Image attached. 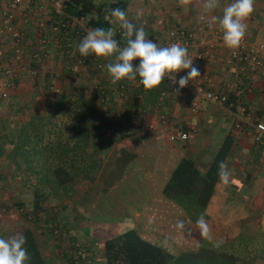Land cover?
<instances>
[{"label": "crops", "instance_id": "obj_1", "mask_svg": "<svg viewBox=\"0 0 264 264\" xmlns=\"http://www.w3.org/2000/svg\"><path fill=\"white\" fill-rule=\"evenodd\" d=\"M5 1L0 0V4ZM108 1L95 0V3L102 4L105 10L109 7H104ZM125 1L126 5L121 10L125 11L127 19L142 26L147 38L158 45L168 27L182 24L195 28L201 14L199 0H193L188 6L180 5L179 0ZM231 2L219 0V7L207 15L222 16L223 8ZM70 8L67 9L69 12L74 11ZM48 11L49 8L36 15L29 6L18 13V27L31 41H35L34 33L40 22L47 21L48 30L51 17ZM137 12L142 15L140 22L137 21ZM89 14L95 17L94 11ZM244 22L250 40L264 42V0L254 2V12ZM4 24L0 14V25ZM47 36L51 38L50 33ZM48 48L45 62L33 66L39 70L38 75L43 73L40 68L53 69L56 80L61 81L62 70L63 75L67 74L61 50L52 45ZM36 49L32 42L25 51L31 54ZM230 49L221 39L214 44L211 59L197 62L191 53L189 56L200 70L198 77L210 75L215 88L228 92L231 100L244 104L250 113L260 114L264 105V54L259 66L241 67L230 58ZM1 62L4 67L13 64L14 59L6 57ZM113 62L114 57H106L100 67L86 65L80 74L90 70L92 80L95 77L103 79L109 75L106 65ZM41 77L15 76L17 85L10 90L8 98L1 101L2 105H8L3 109L0 107V192L7 186V191L17 203L10 202L6 207L0 205L8 210L7 213H13L15 221L23 217L28 219L30 209L33 210V222L29 221L27 227L33 228L39 252L47 264H105L103 242L121 231L107 237L104 233L100 241L90 236L96 237L94 229L109 227L103 218L119 213V209L104 208L98 212L95 207L97 199L111 198L112 202L118 186L115 181L118 180L134 184L133 188L127 186L126 193L122 191L121 197H126L127 203L122 200L121 216L124 215L123 222L129 225L121 227L136 229L142 237L164 247L169 246L167 244L172 246L173 242L168 233L158 231L163 230V223L155 214H168L164 219H169V225L175 228L178 222L173 217L178 214L179 206H182L184 222L190 228L194 224L198 226L196 222L200 217L208 228H264V150L245 138L242 132L234 130L232 119L224 110L193 90L179 94L169 92L157 110L153 105L159 85L148 90L142 100L131 101L138 110L135 117L141 120L138 125L116 126L112 113H126L132 107L131 102L115 99L110 106H100L97 114H93L88 109L64 107L72 97V94L64 92L58 100L62 105L54 108V100L36 90L43 83ZM63 83L68 84L66 79ZM190 100L199 104L196 113L189 109ZM159 114L166 115L168 129L188 132L189 141L169 142L166 130L156 125ZM88 121L90 125L86 124ZM227 135L231 137L223 161L227 175L222 176L219 172L207 204L200 205L193 197L181 200L164 196L163 186L180 158H191L204 172ZM83 182H89L88 186ZM51 196L56 199H51ZM81 197H88L89 210H85L95 215L88 221L80 219L85 204H82ZM19 205L26 207L27 214L16 213ZM116 217H120L119 214ZM53 223L60 228L57 233L52 230ZM75 245L79 248L74 249ZM94 246L99 247L97 254H94ZM81 247L84 254L79 252ZM176 259L167 264H173Z\"/></svg>", "mask_w": 264, "mask_h": 264}, {"label": "built area", "instance_id": "obj_2", "mask_svg": "<svg viewBox=\"0 0 264 264\" xmlns=\"http://www.w3.org/2000/svg\"><path fill=\"white\" fill-rule=\"evenodd\" d=\"M257 0H254V2ZM70 5H74L77 12H69L67 9ZM31 7L35 14H42L49 8L48 14L51 17L49 28L47 30V21L40 22L37 26V31L34 33L31 41L27 38L25 32L18 27V13L22 12L23 8ZM82 9L79 2L72 0H6L4 4H0V14L5 20L4 25H0V62L7 57L13 58V64L0 66V102L8 98L9 92L17 85V78L20 74H26L31 78L41 76L43 73L49 75L52 83L49 85L52 93H60V86L56 85V76L53 69H42L43 73L38 75L39 70L34 67V64H42L49 55V46L61 50L62 63L65 71L69 74H80L86 65L100 67L106 57H98L95 54L81 56L77 50V45L81 42L89 30L97 28L91 24L92 14L80 13ZM114 9L108 7L105 9L104 21L107 22L105 30L112 29L114 32L113 38L116 39L120 47L126 46V37L124 29L121 28L120 22L116 20L111 12ZM20 17V16H19ZM197 17L198 25L195 28H189L182 24H174L165 32L160 46L166 47L173 43H179L181 46L188 49V54H192L195 61L209 60L213 56L214 44L218 40L223 39V32L219 27L209 28L208 24ZM141 18V16H137ZM50 33L51 38L47 36ZM38 49L33 50L31 54L25 51V48L32 44ZM264 54V42H253L248 37L247 31L241 44L237 48H231L229 51L230 58L238 63L241 67L259 66L260 58ZM114 57L115 62V54ZM61 61V59H60ZM134 66H138L139 59L133 61ZM195 65V62H193ZM189 70H180L179 72L166 75L164 81L160 84L161 87L157 91V99L154 102V107L158 110L162 107V100L167 98L168 93L179 94L182 92L194 91L207 102L224 110L232 119V128L249 138L253 143L262 147L264 150V105L261 108L260 114H252L248 108L229 98L228 92L219 90L213 86V78L210 75L196 77L189 81L184 88H179L178 81L180 77L187 74ZM169 76L175 77L176 83H173ZM93 92L97 102L103 108L110 106L113 100H124L131 102L133 99L142 100L147 95L146 90L140 83V78L137 76L135 80L122 79L116 83H112L110 74L103 79L95 77L92 80ZM178 90V91H177ZM130 110L126 113H112L116 126L133 127L138 125L141 120L135 117L138 110L131 102ZM189 109L196 113L199 109L197 101H189ZM120 109V108H119ZM119 113V114H118ZM144 122V121H142ZM156 125L162 130H166V138L169 142H188L189 133L180 130L168 129V120L166 115L159 114L156 120ZM16 213L19 215L27 214L25 206H17ZM6 209L0 205V221L4 219ZM31 215L28 216L30 218ZM54 233L60 231L57 223L52 224ZM75 243V242H74ZM77 244V243H75ZM79 246H73L77 249ZM79 251L84 254L83 248Z\"/></svg>", "mask_w": 264, "mask_h": 264}, {"label": "clouds", "instance_id": "obj_3", "mask_svg": "<svg viewBox=\"0 0 264 264\" xmlns=\"http://www.w3.org/2000/svg\"><path fill=\"white\" fill-rule=\"evenodd\" d=\"M193 0H179L180 5L188 6ZM201 14L199 19L208 24L209 28L218 25L223 32V41L229 48H237L247 31L244 22L254 12V0H232L222 10V16L207 14L219 7V0H199ZM111 15L120 22L126 37V46L120 47L118 41L113 38L112 29L105 30L97 27L89 30L77 50L81 56L95 54L98 57H109L115 54V62L106 65L112 83L122 79L135 80L137 76L146 90L159 86L166 75L177 73L180 70H189L186 75L180 77L179 88H184L189 81L200 76V70L193 65V58L188 54V49L179 43L162 47L151 39L142 26L130 22L125 11L117 8L112 10ZM141 12H137L139 17ZM139 59L138 66L133 61ZM173 83L175 77L169 76ZM178 91V90H177ZM220 174L226 176V165L223 161L219 163ZM197 225L203 232H207L208 225L203 217L197 220ZM184 227L181 221L178 225ZM27 237L23 233H16L8 238L0 237V264H27L30 255L26 247Z\"/></svg>", "mask_w": 264, "mask_h": 264}, {"label": "rangeland", "instance_id": "obj_4", "mask_svg": "<svg viewBox=\"0 0 264 264\" xmlns=\"http://www.w3.org/2000/svg\"><path fill=\"white\" fill-rule=\"evenodd\" d=\"M109 3H106L104 7H107L109 4H111L112 0L108 1ZM141 18H137V21L140 22L142 20V15H140ZM168 27V26H167ZM168 29V28H167ZM166 29V30H167ZM66 72V71H65ZM68 74V75H67ZM64 74L63 70L61 72L62 79L61 81L56 80V85L61 87L60 93H52L50 91L49 85L52 83L51 78L46 73L42 74L41 79H43L42 85H39V87L36 89L39 94H44L48 97L49 100H54L55 104H58V100H60V97L64 92H68L72 94L71 101H66V104L64 107L73 109V108H79L81 110L88 109L93 114H97V112L100 109V106L97 102L96 96L93 92V86H92V71L90 70L85 71V73L77 75V74ZM66 79L68 82L67 85H64L63 81ZM62 88H66V91H62ZM28 89V88H26ZM92 97V98H90ZM3 102H0L1 109L5 108L6 105ZM2 105V106H1ZM57 108L58 106H54ZM102 107V106H101ZM120 108V107H119ZM111 110V109H110ZM91 122H87V125H90ZM94 123V120H93ZM244 137V136H243ZM246 138V137H245ZM248 139V138H247ZM126 173L123 175L125 176ZM115 181V185H118L115 187V193L113 195V199L111 202V198H101L97 199L95 207H97V211L100 212L102 209H119V213H114L115 216H109L106 218H103V221L108 222L109 227H106L105 229H94L95 236L90 238H93L94 240L100 241L101 236L105 233V237H107L110 233L115 234L120 231L126 230L127 228H124L125 226L121 227L122 225H129L128 222L124 223L121 216V205L122 200L124 199V203H127L126 197L123 196L122 191L126 193L127 186L128 188H133L134 184L131 181L124 180V182ZM83 184H86L88 186L89 182H83ZM125 184V185H123ZM100 185V184H99ZM3 186V185H2ZM7 187V186H6ZM1 188V194H0V204H3V206H8V204L11 202V204H15L16 199L11 193L7 191V188ZM89 193V190H88ZM70 198V197H69ZM69 198H66L65 200L68 201ZM51 199H56L55 196H51ZM83 200L84 209L82 210L80 219H86L85 221L90 220V218L94 215V212H88L89 210V203H86L88 201V197H81ZM169 199V198H168ZM107 200V201H106ZM181 207L179 206L178 214H176L175 218L178 222L177 226L175 228L171 227L169 225V219H164V216L168 214H161L157 213L155 214L156 217L160 218L159 221L163 223L162 229H158V231H163L169 234L170 238L172 239V246L170 244H167L169 246H166V248L169 251H172L177 254H184V256H181L180 258H185V260L190 257L194 259L193 261H189L190 264H229L228 262L233 261V264H264V228H229V229H219V228H208L209 230L207 232H203L201 228L196 227L194 224L193 227L187 226L184 222V212L181 211ZM6 209V208H5ZM87 209V210H85ZM8 210L6 209V213ZM33 210L30 209L31 217L28 219H25L24 217L21 218L22 220L18 219L15 221V217H13V213L11 212L7 213L5 218L0 221V237L2 238H8L11 235H14L16 233H21L24 228L29 226V221L33 222ZM120 217H116L118 215ZM174 214V213H173ZM18 216V215H17ZM163 216V217H161ZM182 217V219L180 218ZM120 218V219H119ZM23 220L27 221L24 222ZM183 221L184 227L180 228L178 225L179 223ZM30 223V222H29ZM103 224V223H102ZM216 224V223H215ZM214 224V225H215ZM107 225V226H108ZM171 225H174L173 223ZM161 226V225H160ZM119 227V228H118ZM115 228V230H114ZM118 228V229H117ZM87 238H89V235H87ZM96 252L94 254H97L98 246H94ZM79 248V247H78ZM94 250V251H95ZM84 251V250H83ZM100 252V251H99ZM191 255H194L191 257ZM185 260H177L176 262H173V264H185ZM217 261H223V263L217 262Z\"/></svg>", "mask_w": 264, "mask_h": 264}, {"label": "trees", "instance_id": "obj_5", "mask_svg": "<svg viewBox=\"0 0 264 264\" xmlns=\"http://www.w3.org/2000/svg\"><path fill=\"white\" fill-rule=\"evenodd\" d=\"M80 2L82 9L80 13L95 12V17L91 19V24L104 28L107 22L104 21V8L98 5L95 0H72ZM126 5L125 0H114L109 4L111 9H123ZM70 10L77 12L74 5H70ZM102 9V10H101ZM55 106L62 105L54 104ZM55 108V107H54ZM231 143V137L225 136L220 147L213 155L207 169L202 172L191 158H180L169 172L162 192L169 199L193 197L200 205H205L210 200L216 181L219 176V163L224 161ZM180 202V201H179ZM33 229V228H32ZM29 227L21 232L27 237L26 247L30 260L27 264H47L42 258L33 230ZM103 254L105 264H167L172 259L185 260L172 254L166 247L142 237L136 229L130 228L111 236L103 242ZM194 259L188 257L185 264ZM233 260V259H232ZM229 264H233V261ZM194 262V261H193ZM223 263V261H217Z\"/></svg>", "mask_w": 264, "mask_h": 264}]
</instances>
